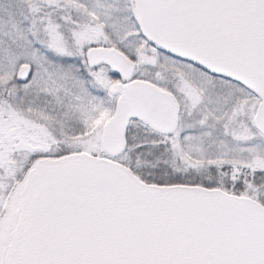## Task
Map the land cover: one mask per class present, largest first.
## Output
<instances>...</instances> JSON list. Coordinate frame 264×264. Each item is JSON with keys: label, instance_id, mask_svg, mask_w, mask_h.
Segmentation results:
<instances>
[{"label": "snow or ice", "instance_id": "obj_1", "mask_svg": "<svg viewBox=\"0 0 264 264\" xmlns=\"http://www.w3.org/2000/svg\"><path fill=\"white\" fill-rule=\"evenodd\" d=\"M0 264H264V0H0Z\"/></svg>", "mask_w": 264, "mask_h": 264}]
</instances>
